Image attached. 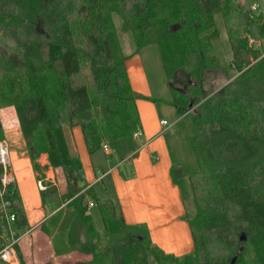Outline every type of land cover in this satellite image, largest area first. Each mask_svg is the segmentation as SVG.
Listing matches in <instances>:
<instances>
[{
    "label": "trees",
    "instance_id": "1",
    "mask_svg": "<svg viewBox=\"0 0 264 264\" xmlns=\"http://www.w3.org/2000/svg\"><path fill=\"white\" fill-rule=\"evenodd\" d=\"M231 3L0 0V112L13 110L34 169H40L37 158L42 153L52 168L62 169V198L74 212L66 244L69 252L90 257L76 258V264H91L102 255L109 264H162L167 259L175 264H264V40L254 47L247 38L232 40L230 64L237 75L214 94L205 96L194 84L177 90L171 101L199 127L192 138L198 166L192 188L199 173L211 182L205 199L194 195L197 209L188 219L194 250L189 254L164 253L144 225L126 224L111 199L97 196L94 186L85 183L80 158L69 152L64 133V126L72 131L77 127L89 153L107 145L120 159L133 154L139 148L135 136L141 124L126 60L156 44L166 77L189 66L191 76L200 81L204 70L219 67L210 54L211 39L217 35L214 15L229 10ZM252 12L251 21L264 37V12ZM116 15L121 24H116ZM174 23L183 34L177 49L170 39L173 32L168 33ZM119 29L133 36L129 54L123 52ZM245 54H251L253 64ZM83 67L90 72L94 92L85 83L75 86L71 81ZM171 173L174 179L183 175L176 166ZM47 190L55 188L42 190V196ZM3 198L16 216L11 225L19 232L27 221L14 182L6 185ZM89 202L99 209L101 229L93 223ZM7 237L0 211V248ZM15 249L19 264H28L18 244Z\"/></svg>",
    "mask_w": 264,
    "mask_h": 264
},
{
    "label": "rangeland",
    "instance_id": "2",
    "mask_svg": "<svg viewBox=\"0 0 264 264\" xmlns=\"http://www.w3.org/2000/svg\"><path fill=\"white\" fill-rule=\"evenodd\" d=\"M232 3L230 9L225 12L216 13L214 15L215 28L217 29V35L211 39L210 54L214 55L218 61L219 67L210 70H204L202 72L201 80L193 78L190 73V67H181L175 71L169 78L166 77L164 64L160 58L159 49L156 44H148L142 47L139 51V56L131 57L126 61V66L128 73L131 76L133 84L136 87V90L133 89L134 93L137 95V101H144L146 104V115L150 114V109L152 104L160 107L159 118L164 117L168 122L173 123L172 128L167 129V132H161L160 127L156 135L152 136V139L164 138V141L168 143L172 148L173 158L177 162H181V168L183 171L182 177L178 178V181L183 189L184 203L186 206V219L193 217L197 206L195 207L194 199L190 194V188L188 189L187 183L192 179L191 177L197 172V162L192 148V138L199 132V127L195 124L193 116L190 113H181L179 114L174 105L172 104V99L177 98V90H185L190 87V85H199L202 89L201 94L208 96L214 94L224 85L232 81L237 73H235L234 68L231 66L230 62L233 59V50H232V40L237 39L238 41L244 38L248 39V45L255 46L256 43H261L264 40L257 31L256 21H251L252 11H255L259 8L264 12V0H230ZM256 8V9H255ZM116 24H121V19L118 15L114 16ZM170 32H167L172 35L170 36L171 41L174 44V48H179L181 37H183L182 30L179 29L178 23L168 28ZM175 31H171V30ZM120 30V37L122 40V48L124 54H129L134 48V39L130 32H122ZM211 32V31H209ZM236 47L239 46V43H235ZM177 51V50H175ZM244 58L253 64L254 59L251 54H245ZM145 72L146 82L143 81V78H138V73L140 70ZM1 74V70H0ZM71 81L73 85L78 86L85 83L88 85V89L94 92L92 81L90 78V72L87 67H83L81 72L72 76ZM137 83L140 85L137 87ZM146 85L151 87L149 90V96L143 95L139 91H146ZM193 95V94H192ZM96 103V102H95ZM196 106H194L191 112L195 113ZM98 105H95L94 112L98 113ZM97 117V116H96ZM1 119V118H0ZM64 130L67 132L70 131V128L64 126ZM78 134V133H77ZM137 136V135H136ZM136 142L139 145V148L145 143L144 139L136 137ZM69 137V135H68ZM83 138V137H82ZM74 145H71V152L77 154L80 158V161L83 163L82 172L87 169L91 164V171H97L96 177L97 180H100L102 177L106 176L102 182L96 183L94 185L97 196L101 199L107 198L111 195L108 188L103 189V185L108 187L111 184L112 176L109 172H106L108 166H112L117 169L118 173L124 174L128 162L134 160L131 158L133 155L130 154L124 159H120L117 154L112 153L113 155H106L103 152V149L100 148L94 152L91 157V153L88 152L87 147L85 146L84 139H79L76 133L73 137ZM83 144V145H82ZM9 145V144H8ZM138 148V149H139ZM9 145V150H10ZM138 149L134 152L136 153ZM11 151V150H10ZM85 151V154H84ZM107 151H110L108 147ZM131 158V159H130ZM108 161V165L106 163ZM90 162V164H89ZM11 161L8 167V172L11 170ZM61 176L55 177V184L51 185L48 188H56L55 190H47L43 192L45 199V213L51 215L52 210H56L54 215L47 221L48 226L56 231L54 236V241L56 248L59 253L70 251L68 245L66 244V234L68 230L69 223L73 218V208L66 204L67 202L60 195L58 190L60 184L65 183L63 171L61 168L56 169ZM38 172V178L44 180V174L40 169L36 170ZM191 178V179H190ZM210 180V179H209ZM206 175L199 173L193 181V191L194 195L199 199H205L208 195V192H211V182H209ZM14 182V181H13ZM15 183V182H14ZM189 184V183H188ZM44 184V181L42 182ZM49 185V184H48ZM41 187V186H40ZM113 191V190H112ZM63 199V200H62ZM92 201V200H91ZM62 202H65L62 206ZM204 203V202H203ZM201 204V203H200ZM204 206V205H203ZM60 207V208H59ZM59 208V209H58ZM52 212V213H51ZM89 214L92 216L93 223L97 229L102 228V222L99 215V209L92 202H89ZM175 213H171L169 216L170 225L174 224ZM161 224L167 225L168 221L163 219L160 221ZM160 222L155 220H149L150 225L153 227L155 224H160ZM175 225V224H174ZM33 232V233H32ZM35 232V233H34ZM35 234L36 243L32 245V235ZM46 231L42 229H32V231L22 238L19 241L18 247L23 250V258L26 259L27 263H32V261H40L41 264L44 262H51L47 259L49 255H52L51 252H47L49 249L48 237L45 236ZM33 241V240H32ZM33 249H32V247ZM19 247V250H20ZM26 248V249H24ZM21 252V251H20ZM22 253V252H21ZM50 253V254H48ZM77 259L81 258L82 260H89L90 257L86 255L73 254V257ZM18 257V254H17ZM106 255H102L96 261L91 262V264H109V261L106 259ZM181 257V256H178ZM63 264H76L75 261L65 260ZM76 260V259H75ZM7 264V263H4ZM19 264V257H18ZM162 264H175L174 260L167 259L165 262L162 261Z\"/></svg>",
    "mask_w": 264,
    "mask_h": 264
},
{
    "label": "crops",
    "instance_id": "3",
    "mask_svg": "<svg viewBox=\"0 0 264 264\" xmlns=\"http://www.w3.org/2000/svg\"><path fill=\"white\" fill-rule=\"evenodd\" d=\"M138 56L139 52L131 57L138 58ZM128 76L132 89L136 90L129 73ZM140 77L146 82V75L143 69L138 73V78ZM138 86L140 85L137 83V87ZM138 89L139 91L137 90L136 92L149 96L148 94L150 93L149 90H151V87L146 85V91H140L141 89ZM135 103L141 124V129L136 137L141 136L145 143L136 153L132 154L133 156L131 158L134 160H132L131 163L128 162L124 174L118 173L116 168L112 169V166H108L106 172H109L110 176H112V180L108 187L103 185V189L108 188L111 195L104 199H111L115 203L126 224L144 225L148 229L152 243L164 253L177 257L189 254L194 250V242L190 225L185 218L186 206L184 203L182 184L180 185L178 181L179 177L174 179L171 173L172 167L176 166L181 168V162L175 161L172 148L164 141V138L158 137L152 139V136L156 135L158 132L159 127L161 132L168 131H163L164 128L161 124V120L167 119L164 117L159 118L158 113L160 114V107L152 104V107H148L150 109V114L146 115L147 106L144 101L136 100ZM0 115L2 120V134L11 148V151L9 150L11 161L10 174L18 189L22 209L26 216V227L42 229V226H44L45 230L47 229L48 233L45 234V236L48 237L49 245L47 252L50 251L52 254L49 255L47 259L50 260L52 264H63L65 263L63 259L75 261L76 256L73 257L74 253H59L56 248L54 241L56 231L48 226L47 221L54 215L57 209L52 210L53 213L51 212V215L45 213V199L41 192L51 185H56L55 187L57 188L58 185L55 184V177L58 179V176H61V174L57 172V168H52L49 165L46 153H42L37 158V162L40 165V171L44 174V180L42 178L39 179L37 177L38 172L32 165L28 147L13 110L8 107L2 110ZM170 128H172V126ZM71 132L72 133L64 130L69 152L73 154L71 152V145H74V134L76 133V136L78 135V138L82 140L83 136L77 127ZM103 152L106 155H113L111 151L103 150ZM93 153H91V157L94 155ZM106 163L108 165L109 162L106 161ZM81 164L83 165L82 162ZM96 174L97 171L95 172L94 169L91 171L90 164L83 173L85 183L89 186H94L96 183L102 182L106 177L104 176L100 180H97ZM191 180L190 182L188 181L189 184L187 183V186L188 189L190 188V194L194 199ZM43 181L45 185H42ZM40 186H42L43 189H41ZM58 188L62 197L66 190V181L60 184ZM65 202H62L61 206ZM171 213H175V225H170L169 223V216ZM163 219L168 221L167 225L161 224L160 221ZM149 220L158 221L160 224H155L152 227ZM36 239L35 234H33V241L31 240L32 245L36 243ZM20 251L23 254L21 247ZM30 264L41 263L40 261H32Z\"/></svg>",
    "mask_w": 264,
    "mask_h": 264
},
{
    "label": "built area",
    "instance_id": "4",
    "mask_svg": "<svg viewBox=\"0 0 264 264\" xmlns=\"http://www.w3.org/2000/svg\"><path fill=\"white\" fill-rule=\"evenodd\" d=\"M258 44L259 43H256V45ZM161 124L164 128L163 131L167 130L172 126V123L168 122L167 120H161ZM107 149L108 146L103 145V150L107 151ZM9 165V145L7 140L5 138H2L0 139V211L7 223L8 237L5 243L0 248V261L5 262L7 264H18V257L15 245L18 244L22 238L27 236L32 231V228L25 227L19 232H16V230L11 225L12 222L15 221L16 216L14 213L9 211V203L3 198L6 185L13 182V177L8 172ZM41 189H43L42 186Z\"/></svg>",
    "mask_w": 264,
    "mask_h": 264
},
{
    "label": "water",
    "instance_id": "5",
    "mask_svg": "<svg viewBox=\"0 0 264 264\" xmlns=\"http://www.w3.org/2000/svg\"><path fill=\"white\" fill-rule=\"evenodd\" d=\"M240 239H241V240H245V236H244V234H242V235L240 236Z\"/></svg>",
    "mask_w": 264,
    "mask_h": 264
}]
</instances>
